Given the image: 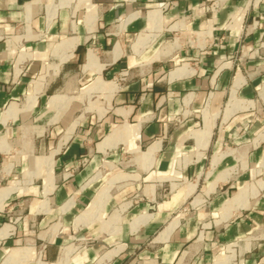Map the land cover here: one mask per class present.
Returning a JSON list of instances; mask_svg holds the SVG:
<instances>
[{"label":"crops","instance_id":"crops-1","mask_svg":"<svg viewBox=\"0 0 264 264\" xmlns=\"http://www.w3.org/2000/svg\"><path fill=\"white\" fill-rule=\"evenodd\" d=\"M0 264H264V0H0Z\"/></svg>","mask_w":264,"mask_h":264},{"label":"built area","instance_id":"built-area-1","mask_svg":"<svg viewBox=\"0 0 264 264\" xmlns=\"http://www.w3.org/2000/svg\"><path fill=\"white\" fill-rule=\"evenodd\" d=\"M124 77H125V76H124V75H122L120 79H124Z\"/></svg>","mask_w":264,"mask_h":264}]
</instances>
